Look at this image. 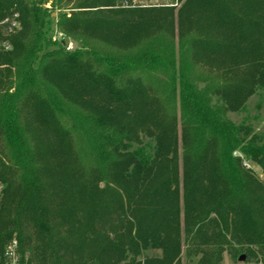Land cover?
Masks as SVG:
<instances>
[{"label":"trees","instance_id":"16d2710c","mask_svg":"<svg viewBox=\"0 0 264 264\" xmlns=\"http://www.w3.org/2000/svg\"><path fill=\"white\" fill-rule=\"evenodd\" d=\"M133 1L0 0V254L264 263V0Z\"/></svg>","mask_w":264,"mask_h":264},{"label":"rangeland","instance_id":"374dc122","mask_svg":"<svg viewBox=\"0 0 264 264\" xmlns=\"http://www.w3.org/2000/svg\"><path fill=\"white\" fill-rule=\"evenodd\" d=\"M77 1L79 0H69V2H65L63 4V8L64 11L66 13H69L70 10H76L74 7L77 4ZM167 2H175V5L177 6V8L180 7L181 4H179L178 0H162V1H148V0H134L133 1V6L135 5H149L151 3H167ZM125 6H130L131 3L128 1H123L122 3ZM56 13V14H54ZM54 16H57V11L54 12ZM52 34L54 36V38H58L60 34L65 35V37L67 39H69L70 42L73 43L74 47L76 48L78 46V42L73 38V37H68L66 33H64L60 27L57 24V21H55L54 26L52 28ZM204 85V84H203ZM248 111L245 112H235V113H229V117L232 121L234 122H240L242 120H244L245 118H249L250 121L252 120V124H254L255 128L258 131L264 132V92H260L258 91L257 94L253 95L250 97V99L247 102V107ZM236 154L239 155L238 152H236ZM248 162V161H244ZM243 163V165L247 168L250 169L252 172L257 173V175L259 176V178L264 181V172H262V170L260 169V167L254 163V162H248L250 164V166H246ZM244 253V252H243ZM224 257H223V261L221 264H264L262 261L258 260L257 257H249L247 256V258L244 261L239 260V257L241 256V253L239 254V257H235L232 254H229L228 252H224ZM183 264H197V260H193L191 262H189L185 257L183 259Z\"/></svg>","mask_w":264,"mask_h":264},{"label":"built area","instance_id":"2783aa9c","mask_svg":"<svg viewBox=\"0 0 264 264\" xmlns=\"http://www.w3.org/2000/svg\"><path fill=\"white\" fill-rule=\"evenodd\" d=\"M11 23L14 27L18 26V22L16 20H10L9 18L6 19L4 23ZM59 39L65 41L66 49L69 51L73 50L75 47L72 42L69 41L65 37V35L60 34ZM246 166H250L248 162L244 163ZM5 185L4 182L0 179V207L3 202V193H4ZM5 248L3 252L0 254V264H22L20 252H19V241L16 238H12L5 244Z\"/></svg>","mask_w":264,"mask_h":264},{"label":"water","instance_id":"95a60500","mask_svg":"<svg viewBox=\"0 0 264 264\" xmlns=\"http://www.w3.org/2000/svg\"><path fill=\"white\" fill-rule=\"evenodd\" d=\"M54 14H56V13H54ZM54 14H53V16H54ZM246 258H247V255H246V254H242V255L239 257V260L244 261Z\"/></svg>","mask_w":264,"mask_h":264}]
</instances>
